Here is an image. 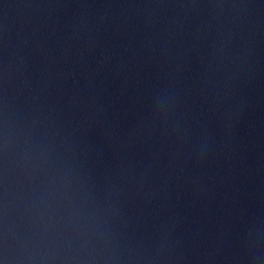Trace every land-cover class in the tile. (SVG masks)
Wrapping results in <instances>:
<instances>
[{
  "label": "clouds",
  "instance_id": "obj_1",
  "mask_svg": "<svg viewBox=\"0 0 264 264\" xmlns=\"http://www.w3.org/2000/svg\"><path fill=\"white\" fill-rule=\"evenodd\" d=\"M143 7L149 29L163 9H179L165 18L158 33L149 31L147 45H140L155 51L158 44L165 70L149 94L150 111L133 135L142 139L145 133L159 131L160 159L127 164L121 159L101 179L88 137L103 106L97 108L101 98L90 88L91 80L85 85L87 97L65 93L63 69H54V50L43 39L14 60L5 58L0 69V264H201L210 259L195 251L194 234L191 228L186 230L185 217L171 198V187L181 185L177 169L182 172L185 162L192 160L202 172L209 148L216 146L206 130L196 131L190 123L194 88L183 84L181 65L189 49L210 37L208 68L219 59L226 69L222 87L214 84L205 97L207 118L212 119L254 72L264 35V23L254 9L264 5L187 0ZM201 9L207 10L209 19L185 35L183 21ZM108 16L103 12L100 19ZM33 52L43 57L35 73L28 71ZM210 79L205 72L196 95H203ZM237 111L229 105L220 112L229 132ZM131 142L130 136L120 141L121 146ZM164 157L166 166L161 164ZM204 191L200 185L189 189L194 196ZM145 212L150 217L146 221ZM261 241L264 227L249 228L242 248L249 259L264 264Z\"/></svg>",
  "mask_w": 264,
  "mask_h": 264
},
{
  "label": "water",
  "instance_id": "obj_2",
  "mask_svg": "<svg viewBox=\"0 0 264 264\" xmlns=\"http://www.w3.org/2000/svg\"><path fill=\"white\" fill-rule=\"evenodd\" d=\"M185 2L187 0H0V69L6 57L14 60L17 53L25 54L37 39L45 40L46 47L54 50V69H63L64 92L76 93L77 99L87 97L89 89L85 85L91 80L90 88L100 95L97 108L102 105L103 110L97 112L98 119L88 137L97 154L94 164L98 176L103 179L121 159L125 164L130 160L146 163L145 158L160 159L157 155L161 149L159 131L151 135L145 133L142 139L133 135L150 111L149 94L165 70L160 63L163 53L158 44L155 51L149 47L142 49L140 45H147L149 31L158 33L165 18L170 19L179 9H163L160 20L149 29L143 6ZM197 2L207 4L212 0ZM246 2L264 5V0ZM103 12L109 13L105 20L100 19ZM254 12L257 20L264 23V7H256ZM207 19L206 9L194 12L183 21L182 31L187 35ZM129 25L125 31V26ZM97 27L103 29L100 34ZM89 35L93 40H88ZM23 40H27L28 45H23ZM208 40L210 37L185 53L181 75L183 84L194 88L190 123L196 131L206 130L216 146L209 148L202 172L197 171L200 166L194 165L192 160L185 162L182 172L177 169L181 185L171 187V198L185 217L186 230L191 228L194 234L195 251L210 256L201 264H260L244 252L242 236L249 228L264 227V35L260 36L258 63L251 78L245 77L242 86L220 110L229 105L238 109L230 132L223 127L220 112L210 120L206 114L209 105L205 97L213 92L214 84L222 87L226 77L225 64L219 59L208 68ZM21 48L24 51H20ZM32 56L28 71L35 73L43 57L38 52H33ZM205 72L211 79L203 95H196L203 88ZM129 136L132 142L121 146L120 141ZM167 162V157L161 159L162 165L166 166ZM195 185L205 191L191 195L189 189ZM133 211L141 216L135 206ZM149 219L145 212L142 220ZM261 245L264 247V241Z\"/></svg>",
  "mask_w": 264,
  "mask_h": 264
}]
</instances>
